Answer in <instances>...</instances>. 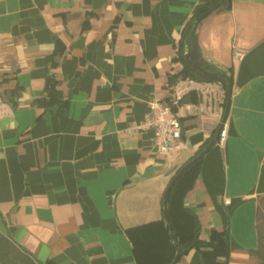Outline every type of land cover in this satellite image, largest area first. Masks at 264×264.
<instances>
[{
	"label": "crops",
	"instance_id": "obj_1",
	"mask_svg": "<svg viewBox=\"0 0 264 264\" xmlns=\"http://www.w3.org/2000/svg\"><path fill=\"white\" fill-rule=\"evenodd\" d=\"M212 1L0 0V232L41 263L137 264L127 230L162 219L172 176L225 114L219 82L170 81L184 26ZM227 7L196 29L202 58L232 72L226 139L202 157L184 205L201 238L228 231L226 264H261L250 251L264 196V0ZM177 94L184 148L162 155L139 126L150 98ZM175 264L205 259L191 249Z\"/></svg>",
	"mask_w": 264,
	"mask_h": 264
},
{
	"label": "trees",
	"instance_id": "obj_2",
	"mask_svg": "<svg viewBox=\"0 0 264 264\" xmlns=\"http://www.w3.org/2000/svg\"><path fill=\"white\" fill-rule=\"evenodd\" d=\"M218 1L219 0H214L202 6L184 26L178 44L177 56V59L183 63V68L177 75L171 76L170 81L173 82V78L178 76L182 79L190 78L198 81H205L191 69L184 58V53L191 48L192 44H195L198 50V61H200L201 66L206 71L219 74L213 82H219L226 91V99H230L232 90L228 94L227 85L231 84L232 86L233 83L231 69L220 70L205 61L201 56L196 35V29L203 19L213 12L228 9L227 4L229 0H225L223 4L207 13L202 19L195 21L196 18L216 5ZM56 85V80L52 78L47 79L45 86V91L48 96L47 104L54 103L57 99ZM207 144L208 142L199 148L192 158L197 156ZM201 160L202 158L184 171L175 181L167 193L166 198H162L163 217L161 220L127 230L132 241L133 252L137 264H175L191 249L202 251L205 264H226L231 251L228 231L213 229L207 239L201 238V225L197 214L184 205V198L187 192L193 187ZM263 199L264 196L260 197L257 209L259 246L257 250L250 251L251 255H256L261 260V264H264V244L260 235L259 217L261 210L260 205ZM166 218L168 222H166ZM170 230L172 231L171 235ZM220 256H225L226 261L218 260ZM0 264L53 263L50 261L44 263L37 261L31 254L15 244L10 236L0 232Z\"/></svg>",
	"mask_w": 264,
	"mask_h": 264
},
{
	"label": "built area",
	"instance_id": "obj_3",
	"mask_svg": "<svg viewBox=\"0 0 264 264\" xmlns=\"http://www.w3.org/2000/svg\"><path fill=\"white\" fill-rule=\"evenodd\" d=\"M242 55L241 50H235L233 57L239 60ZM180 98V95H175L173 103H166L155 96L150 98L148 114L139 126L141 129L153 130L155 148L162 155H169L184 148L180 119L173 108ZM226 134L227 124L224 123L217 139L220 144L225 141Z\"/></svg>",
	"mask_w": 264,
	"mask_h": 264
},
{
	"label": "water",
	"instance_id": "obj_4",
	"mask_svg": "<svg viewBox=\"0 0 264 264\" xmlns=\"http://www.w3.org/2000/svg\"><path fill=\"white\" fill-rule=\"evenodd\" d=\"M225 0H219L217 2L216 5L212 6L206 13L202 14L201 16H199L198 18L195 19V21H199L200 19H202L207 13H209L210 11L214 10L215 8H217L218 6H220L221 4H223ZM184 58L186 60V62L190 65L191 69L202 79H204L207 82H212L214 80H216V78L219 76L218 73H212L209 71H206L200 64V61H198V50L196 48L195 44H192L191 48L186 51L184 53ZM232 90V86L231 84L227 85V92L228 94L231 92ZM228 105H229V99L227 101V106L225 109V114L224 117L220 123V125L218 126L214 136L211 138V140L208 142V144L206 145V147L194 158L190 159L188 162L184 163L178 170V172L173 176L172 180L169 182L166 190H165V194L163 195V198L165 199L167 196V193L169 192V190L171 189V187L173 186V184L175 183V181L178 179V177L184 172L186 171L189 167H191L194 163H196L200 158H202L211 148L212 146L216 143L220 131L222 130L227 112H228ZM166 222H168V219L166 218ZM172 234V231L170 230V235Z\"/></svg>",
	"mask_w": 264,
	"mask_h": 264
},
{
	"label": "rangeland",
	"instance_id": "obj_5",
	"mask_svg": "<svg viewBox=\"0 0 264 264\" xmlns=\"http://www.w3.org/2000/svg\"><path fill=\"white\" fill-rule=\"evenodd\" d=\"M260 208L261 210H260V217H259V226H260L261 240L264 244V199L262 200Z\"/></svg>",
	"mask_w": 264,
	"mask_h": 264
}]
</instances>
